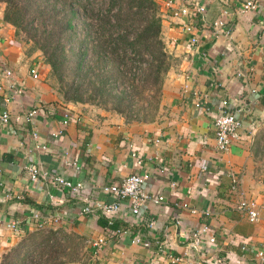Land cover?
Returning a JSON list of instances; mask_svg holds the SVG:
<instances>
[{
  "label": "crops",
  "instance_id": "1",
  "mask_svg": "<svg viewBox=\"0 0 264 264\" xmlns=\"http://www.w3.org/2000/svg\"><path fill=\"white\" fill-rule=\"evenodd\" d=\"M166 1L154 0L170 65L146 121L64 102L39 53H27L3 22L0 4V72L23 84L19 96L0 93V114L9 118L0 130V253L19 239L6 226L19 220L21 235L38 227L74 233L87 264H175L170 257L264 264V0L247 13L248 0H197L203 14L192 0H171V8ZM215 22L228 33L214 30ZM222 101L240 122V137L218 153L212 123ZM43 173L81 189L74 196ZM131 174L143 175V191L163 202L132 215L124 201L115 219L128 234L108 238L97 225L99 206L111 201L101 189ZM242 201L252 203L254 222L238 209ZM99 237L105 243L92 247ZM134 237L147 247L132 244Z\"/></svg>",
  "mask_w": 264,
  "mask_h": 264
},
{
  "label": "trees",
  "instance_id": "2",
  "mask_svg": "<svg viewBox=\"0 0 264 264\" xmlns=\"http://www.w3.org/2000/svg\"><path fill=\"white\" fill-rule=\"evenodd\" d=\"M0 4L3 22L14 29L16 38L22 34L21 42L30 44V51L41 53L66 102H82L87 88L88 98L110 103L112 112L129 119L134 118L128 114L138 101L157 104L170 61L160 39L154 0H0ZM67 75L69 84L63 83ZM97 225L108 238L109 232L125 229L116 219L108 222L102 216ZM19 238L0 255V264L70 263L76 250L73 239L79 240L74 233L51 227Z\"/></svg>",
  "mask_w": 264,
  "mask_h": 264
},
{
  "label": "built area",
  "instance_id": "3",
  "mask_svg": "<svg viewBox=\"0 0 264 264\" xmlns=\"http://www.w3.org/2000/svg\"><path fill=\"white\" fill-rule=\"evenodd\" d=\"M172 1L167 0L165 3V6L167 8H171ZM192 10L196 14H203L204 7L201 6L200 3L197 2V0H192L191 2ZM255 9V2L253 0H248L243 3L241 6V11L243 13H247L250 11H253ZM212 28L214 30L218 28H222L225 30V34L228 33L227 28L222 26L221 23L215 22L212 24ZM186 32L191 31L189 27L185 28ZM31 75L36 74L35 68L30 70ZM23 84L20 82H15L13 74L10 70L4 69L0 72V93L7 92L9 97L13 96H19L23 93ZM8 100V99H7ZM198 106V105H197ZM220 110L218 114L213 119V131H214V146L215 150L218 153H225L231 143L239 140L240 134H239V128H240V122L236 119L235 113L228 109L227 101H222L220 105ZM30 118V115H28L25 118V121L27 122ZM9 118L8 115L3 112L0 114V130L5 127L8 124ZM66 123V121H64ZM24 170L27 172V174L30 177H35V172L31 169V167L27 166L24 167ZM42 179L45 182H51L56 187H64L68 189L71 194L74 196L78 193V191L81 189V183L76 182H70L66 179H63L59 176H49L43 173L41 175ZM145 180V177L143 175H137V174H131L125 176L123 179H121L118 183L113 185L104 186L101 189V192L104 194H107L110 198V202L103 203L99 206L98 213L100 216L104 217L108 222H111L113 219H115V216L119 213L121 204L125 201L127 202L129 212L132 215H138L142 209L144 210L146 203H152L155 205L161 204L163 202V198L161 196L157 197H151L149 194L145 193L142 189L143 182ZM233 181V187L235 186V181ZM185 207V205H180V207ZM238 209L240 211H243L248 218L249 222H254L256 219V213L254 210V207L252 203H246V202H240L238 205ZM93 212L92 210H88L87 208H84L81 210V213H89ZM206 215V213H202ZM176 218V217H175ZM177 223V220L175 221ZM7 229L14 235L18 236L21 235V221L19 220H10L6 224ZM41 228V227H38ZM206 233L205 227L198 228L194 234V242L198 241L199 235H204ZM128 234L127 229L122 230H116L109 232V236H119V235H126ZM164 238H167V234L164 233ZM209 243H213L214 239L209 238ZM105 243V240L103 237H99L95 239L93 242H91V246L98 248L101 245ZM134 245H142L144 247H147V244L143 241H141L138 237L132 238L131 241ZM160 251H162L160 249ZM170 259L173 261V263H181L183 262L182 258H174L170 257ZM187 264H200L199 262L195 260H188Z\"/></svg>",
  "mask_w": 264,
  "mask_h": 264
},
{
  "label": "rangeland",
  "instance_id": "4",
  "mask_svg": "<svg viewBox=\"0 0 264 264\" xmlns=\"http://www.w3.org/2000/svg\"><path fill=\"white\" fill-rule=\"evenodd\" d=\"M2 7L3 4H1ZM23 41V36L22 34L19 36V41ZM23 43V42H21ZM24 44V43H23ZM25 47V51L27 53H32V52H36V53H39L40 57L42 58V55L40 52L36 51V50H32L30 51V44H24L23 45ZM88 56L85 57V60H87ZM42 61H43V58H42ZM46 65V64H45ZM49 69V67H48ZM48 82L49 84L53 87V89L59 94V96L61 97V99L66 102L61 94V88L59 86V84L57 83V81L50 75V70H48ZM71 78H70V75H67L65 77V79L63 80V83L65 82L66 84H69ZM86 91H89L87 88H84L83 89V93L81 94V101L82 102H66V103H71V104H77V105H81V106H85L87 108H91V109H98V110H101V111H111V108H112V105L110 103H101L99 100H97L96 98L94 99H90L88 98V95H89V92H86ZM154 109H155V103H150L149 105H147V103H143L142 101H138L134 106L131 107L130 110H132V112H129V116L131 114V117H133L134 115V118L133 120L137 121V120H147V118H151L153 117L152 115L154 114ZM133 114V115H132ZM23 237V236H22ZM21 237V239H23ZM20 238L15 241V243L12 245L14 246L15 244H17L20 240ZM74 241V245L76 247V253H74L75 251H73V256H71L73 258V261L70 262V263H66V264H87V256H89V254L84 250V246H85V243L83 242V240L79 237V240L76 238L73 239ZM10 246V247H12ZM9 247V248H10ZM9 248H7L5 251H3L1 254H4ZM67 259V257L65 258ZM70 259V258H69Z\"/></svg>",
  "mask_w": 264,
  "mask_h": 264
}]
</instances>
